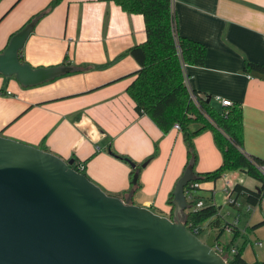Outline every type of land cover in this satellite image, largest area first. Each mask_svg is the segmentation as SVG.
<instances>
[{"label": "crops", "instance_id": "1", "mask_svg": "<svg viewBox=\"0 0 264 264\" xmlns=\"http://www.w3.org/2000/svg\"><path fill=\"white\" fill-rule=\"evenodd\" d=\"M50 1L0 0V51L14 32L36 19L21 60L35 67L74 68L30 87L0 76V135L81 161L85 175L107 194L170 216L169 196L187 161L183 133L173 126L162 131L126 92L139 68L128 51L145 41L143 16L123 11L114 0H57L36 17ZM172 7L177 34L205 46L204 64L186 69L191 89L209 99L207 103L219 96L237 105L241 149L264 159V79L244 70L246 62L264 66V0H172ZM193 148L196 174L220 165L211 128L193 138ZM110 151L135 163L136 190L131 188V165ZM226 177L231 188L235 183L257 191L262 187L242 171H230ZM221 180L220 185L217 180L200 183L195 194L219 205L217 198H227ZM252 207L263 211L249 223L252 228L262 226L258 232L264 229V224L255 226L264 217V191L260 204L246 205L244 211ZM203 227L206 238L214 234L215 228ZM262 242L254 239L252 245L262 247ZM242 257L252 263L251 257Z\"/></svg>", "mask_w": 264, "mask_h": 264}, {"label": "water", "instance_id": "2", "mask_svg": "<svg viewBox=\"0 0 264 264\" xmlns=\"http://www.w3.org/2000/svg\"><path fill=\"white\" fill-rule=\"evenodd\" d=\"M35 21L14 32L0 51V76L23 87L74 69L21 60ZM251 74L264 79V73ZM73 162L0 135V264H227L214 249L213 232L202 240L185 224V187L197 179L192 163L176 180L172 213L164 216L107 194ZM137 178L135 170L132 184Z\"/></svg>", "mask_w": 264, "mask_h": 264}, {"label": "trees", "instance_id": "3", "mask_svg": "<svg viewBox=\"0 0 264 264\" xmlns=\"http://www.w3.org/2000/svg\"><path fill=\"white\" fill-rule=\"evenodd\" d=\"M56 2L57 0H51L45 10L37 14L36 17L50 10ZM114 2L125 12L141 14L144 20L145 41L131 47L128 51L139 64V68L134 73L135 78L126 88L127 94L162 131H168L175 122L179 123L186 145V165L188 163L194 164L196 160L193 138L205 128H211L214 133V142L221 152L222 160L216 169L198 173L197 179L194 181L199 183L213 182L226 171L245 172L260 181L262 187L260 191H257L240 183H235L231 188L234 201L241 197L247 205H259L264 191V172L258 167L264 168V159L248 155L241 149V109L235 104L215 109L205 101L204 97L194 92L201 109L209 116L208 120L191 101L183 85L180 60L187 65H203L206 58L205 46L198 41L178 35L177 31L175 35L173 34L172 0H114ZM244 70L246 72L264 73V66L246 62ZM195 122L201 125L192 130L190 126ZM41 149L47 150L44 146ZM110 152L128 163L132 162L124 155ZM135 170V168L131 170V180ZM138 186V180L135 184L131 182L133 190H136ZM171 199L172 192L168 201L170 205ZM199 199L203 201V204L196 210H192L191 208ZM189 203L190 208L186 210V226L198 236L202 232L203 226L215 228V244L221 248L220 254L227 264H264V260L248 263L242 257V248L238 249L230 244L225 245L219 242L218 239L228 227V223H223L221 218L217 216V206L211 198L196 195L195 199ZM262 224H264V217L255 226ZM236 232L237 230L234 229V234ZM233 248H235L234 253L231 251Z\"/></svg>", "mask_w": 264, "mask_h": 264}, {"label": "rangeland", "instance_id": "4", "mask_svg": "<svg viewBox=\"0 0 264 264\" xmlns=\"http://www.w3.org/2000/svg\"><path fill=\"white\" fill-rule=\"evenodd\" d=\"M211 106L215 109H221V105H219L216 101L210 102ZM226 111V109H225ZM198 124V123H194ZM222 157V156H221ZM196 166H198V161L196 160L195 163ZM86 172H84L85 174ZM230 173V171H226L225 174L227 175ZM222 182L221 178L217 179V184L220 185ZM217 201L219 202V205H217V214H219L221 220L223 223H228V228L223 231V233L219 237V242L225 245H232L235 248L241 249V253L245 256L251 257L252 263L256 261L255 257L257 259H264V229H260L258 232H256V229L262 227L259 226L257 228H252L250 226V220L252 219V216L255 214H259V216H262V210L257 208L255 211L254 207H252V211L254 212H245L246 208V202L243 198L239 197L234 204H231L227 200L224 201L221 196ZM150 209L153 212H159L156 208L150 207ZM231 213V215H230ZM237 214L239 216L237 217ZM254 222V220H253ZM231 225V226H230ZM235 227V228H234ZM234 229L237 230L236 234H234ZM199 237L202 240L206 239V230L204 229ZM255 240L263 241L262 247L253 246L252 242ZM251 241V242H250ZM255 260V261H253Z\"/></svg>", "mask_w": 264, "mask_h": 264}, {"label": "built area", "instance_id": "5", "mask_svg": "<svg viewBox=\"0 0 264 264\" xmlns=\"http://www.w3.org/2000/svg\"><path fill=\"white\" fill-rule=\"evenodd\" d=\"M171 11H172V13H173V7H172ZM172 32H173V34L175 35V33H176V28H175L174 20H173V22H172ZM180 67H181V72H182V81H183V85L185 86V88H186V90H187V92H188V94H189V97H190L191 101H192V102L194 103V105L199 109V111L203 114V116H204L206 119L209 120V116L207 115V113H206L203 109H201L200 104H199V101H198V98H197L196 94L194 93V91H193V90L191 89V87H190V84H189V76H188L187 71H186L188 65H187L185 62H183L182 60H180ZM7 93L10 94L9 91H7ZM213 98H214L215 101H217V102L220 103V105H221L222 108H225V107L231 106V105L233 104V102H232L231 100H229V99H224V98H220L219 96H214ZM173 127H174V128H177V129H180V125H179V123H177V122H175V123L173 124ZM71 166H72L76 171H78V172H83V171H84V167H85L84 163L81 162V161H74L73 164H72ZM258 168H259L262 172H264V168H263L262 166H259ZM220 178H222V179L224 180V185H225L224 190H225V193H226V196H227L226 200H227L228 202L234 204L235 201H234V198H233V195H232L231 182H230V180L227 179L225 173H223V174L220 176ZM199 187H200V183H199V182H195V181H191V182H189V183L186 185V187H185V194H186V198H187L188 203H189L191 200L195 199V196H196L195 193H196V191H197V189H198ZM189 204H190V203H189ZM202 204H203V201H202L201 199H199V200H197V202L195 203V206H193L191 209H192V210H196V208H197V207H200ZM247 207L249 208L250 205H247ZM189 208H190V206H189ZM189 208H188V209H189ZM227 228H228V227H227ZM258 244L260 245L261 243H258ZM214 249L220 254V252H221V248H220L219 246H217V245L215 244ZM231 251H232V253H234V252H235V248H233Z\"/></svg>", "mask_w": 264, "mask_h": 264}]
</instances>
